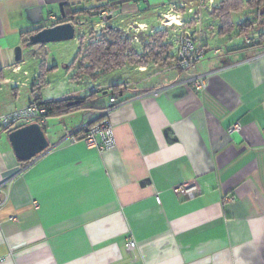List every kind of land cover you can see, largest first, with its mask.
Returning <instances> with one entry per match:
<instances>
[{
    "label": "crops",
    "instance_id": "1",
    "mask_svg": "<svg viewBox=\"0 0 264 264\" xmlns=\"http://www.w3.org/2000/svg\"><path fill=\"white\" fill-rule=\"evenodd\" d=\"M196 1L0 0V113L36 95L91 94V78L75 75L77 59L105 26L123 36L129 24L142 29L173 5ZM62 19L73 23V39L26 45ZM152 28L140 31L143 45L131 46L160 53L95 77V107L116 90L125 99L106 114L110 147L89 146L82 131L68 139L89 110L78 124L66 121L75 110L52 116L60 125L50 148L32 161H20L8 132L0 133V264H264V40L251 34L256 40L245 46L236 29L198 33L207 53L184 72L175 63L176 32ZM38 50L44 84L36 81ZM193 74H206L204 89L186 82ZM235 122L240 131L228 134ZM184 181L196 183L195 195L175 190Z\"/></svg>",
    "mask_w": 264,
    "mask_h": 264
},
{
    "label": "built area",
    "instance_id": "2",
    "mask_svg": "<svg viewBox=\"0 0 264 264\" xmlns=\"http://www.w3.org/2000/svg\"><path fill=\"white\" fill-rule=\"evenodd\" d=\"M213 1L214 0H200V3H211ZM189 11L191 12L192 9H189ZM99 14L101 17L105 16L104 11H101ZM164 16L167 18V21L164 22L163 26L170 27L174 24L173 30L176 32V39L174 40L177 45L175 58L176 66L182 71L187 72L195 66L200 59L205 57L207 50L195 41L187 29L182 27L184 23L179 19V14L167 13L164 14ZM171 17H175V20L172 21ZM48 18L50 20H55V16L52 14H49ZM161 28L163 27L161 26ZM135 30H137V28H135ZM134 36L136 37V35ZM243 40L244 43L249 44L252 38L250 35H244ZM213 52L218 53L219 49L215 48ZM186 82H188L195 91L202 90L206 87V74H193L187 78ZM91 90L96 91V86H92ZM121 95V90L111 92L105 107L96 111H87L84 121L77 130L68 135V139L75 141L79 134L78 132L82 131L81 139L89 146L96 147L99 150L110 147L114 142L113 128L106 114L125 100L120 99ZM45 112L46 107L35 99L30 100L22 107L2 112L0 113V133L3 131L9 132L10 130L32 122H38L42 127H45L47 124V117L44 116ZM240 129L241 124L235 122L227 128V133L231 134L233 132H238ZM175 190L193 196L197 193L198 189L196 183L184 181L180 183ZM1 205L2 202L0 201V207ZM126 247L127 249H133L135 247V242L129 239L126 242Z\"/></svg>",
    "mask_w": 264,
    "mask_h": 264
},
{
    "label": "rangeland",
    "instance_id": "3",
    "mask_svg": "<svg viewBox=\"0 0 264 264\" xmlns=\"http://www.w3.org/2000/svg\"><path fill=\"white\" fill-rule=\"evenodd\" d=\"M221 1L222 0H214L211 3L210 2L200 3V0H197L196 2H192V3L183 2L182 5L181 4L174 5L172 9H168L164 14H167V13L179 14L178 16L179 19L182 20L184 23L182 27L187 29L190 32L191 36L194 38L196 35H198V33L217 34L219 30V26H220V17H222L223 15H228V16H225V18H223L224 19L223 21L224 23L228 25L233 23L235 28L232 31L236 29L235 33H237L239 29L237 24L247 18L253 21L254 23H253V27L248 29L244 33V35L251 36V34H260L264 32V4L257 8H250L249 6H246L244 0H230L228 2L229 3L228 6H224V8L225 7L228 8L227 13H225V10L222 7ZM189 9H192V11L190 12ZM164 14L158 16L157 21L153 25L145 24L144 26L146 28L144 27L142 29H139L136 27L137 25L135 23L129 24L127 26L128 29L126 28L127 30H124L125 35L123 34L122 37L130 39L131 40L130 45H132V43L143 45V41H145L143 38H145V35H140V31H143V29L146 30L152 27L154 28L156 27L155 30L169 28V26H163L164 22L167 21V18L164 16ZM172 20H175V17ZM161 26L163 28H161ZM170 27L173 28L174 24ZM135 28H137V30H135ZM133 31H134V34L131 37H129V34ZM134 35H136V37ZM78 44H80V42ZM38 51L35 53L37 56H40L39 67L38 69L35 67L37 72L39 71L37 75L38 78L36 79V81L38 84L39 83L44 84L45 83L44 75H46L45 72L47 71L45 70V64H44L45 58L42 54L44 51L43 50H40L41 52L40 51L38 52ZM140 52H144V48H141ZM148 59H151V57H148ZM127 63L128 62H124L122 65L117 66L111 69L110 71L100 72L101 70H98V74H96L95 76H93L91 73L84 72L85 70L83 69L77 70V67H76L75 75L88 76L89 78H91L88 86L90 87L89 90L93 93L94 91L91 90L92 86H96V88H98L96 85V82L94 81L96 79L95 78L96 76L98 77L102 74H106L109 72L111 73L114 70L121 69ZM32 69L34 70V68ZM67 69L68 70L72 69L71 64L67 66ZM0 78H1V74H0ZM34 86L37 87L38 85L35 84ZM10 88H11L10 86L8 85L6 86L7 91H9ZM88 102H92V104L90 105L94 106L97 103V98L95 96H92L87 100V103ZM84 110L86 109L84 108L76 109L75 114H73V116L67 117V120H66L67 123L70 120L72 124H78L80 120L82 119V114ZM58 125H60V122H58V120L56 119H53L52 116L47 118L46 134H45L47 138H50L51 136L54 135V132Z\"/></svg>",
    "mask_w": 264,
    "mask_h": 264
},
{
    "label": "trees",
    "instance_id": "4",
    "mask_svg": "<svg viewBox=\"0 0 264 264\" xmlns=\"http://www.w3.org/2000/svg\"><path fill=\"white\" fill-rule=\"evenodd\" d=\"M229 1L230 0H222V7L224 8V6H228ZM244 2L246 6H249L250 8H257L264 4V0H244ZM225 8V13H227L228 8ZM225 16L228 15L220 17V26L217 33L221 35L227 34L235 28L233 23L230 25L224 23L223 18H225ZM61 22H64V19H62ZM253 23L254 22L248 18L238 23V35H244L248 29L253 27ZM103 31L105 32L104 35H99V37L90 41L87 44L83 57H81V59H77L79 60L77 61L78 68H82L86 73H91L93 76L98 74L97 70H101L100 72L110 71L111 69L122 65L124 62H147L149 60L147 59L148 57L155 56L160 53L159 50L158 52H154L155 50L157 51V49L154 47L151 48V46H148L149 51L147 53H138L136 49L130 45V40L128 38H123L121 36V31L117 28L107 25L103 28ZM257 36L258 40H264V32L258 34ZM251 38L252 41L249 44L244 43V41L243 44L247 46L256 40L254 36H251ZM118 86L119 85H115L112 86V88L115 90ZM94 94L95 91L87 96L79 98L80 103L72 106H67L69 99L43 100L39 95H36L33 99L39 101L46 107L44 116L48 118L79 108H84L86 110L102 109L103 107L99 108L92 105H85L87 100L94 96Z\"/></svg>",
    "mask_w": 264,
    "mask_h": 264
},
{
    "label": "water",
    "instance_id": "5",
    "mask_svg": "<svg viewBox=\"0 0 264 264\" xmlns=\"http://www.w3.org/2000/svg\"><path fill=\"white\" fill-rule=\"evenodd\" d=\"M61 16L65 13L61 8ZM75 36V28L71 21H64L49 27H43L28 36L26 45L44 44L55 41L71 40ZM15 60H21V48H15ZM79 99H70L67 106L77 105ZM8 139L15 156L20 161H32L40 154L48 150L49 142L43 127L38 122L28 123L8 132Z\"/></svg>",
    "mask_w": 264,
    "mask_h": 264
},
{
    "label": "bare ground",
    "instance_id": "6",
    "mask_svg": "<svg viewBox=\"0 0 264 264\" xmlns=\"http://www.w3.org/2000/svg\"><path fill=\"white\" fill-rule=\"evenodd\" d=\"M172 19H174V17H171V20H172ZM172 21H174V20H172Z\"/></svg>",
    "mask_w": 264,
    "mask_h": 264
}]
</instances>
